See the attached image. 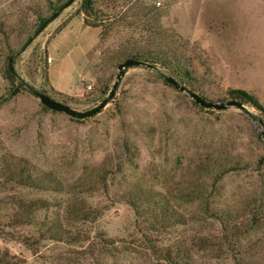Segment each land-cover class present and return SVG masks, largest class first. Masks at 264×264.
I'll return each instance as SVG.
<instances>
[{"label": "rangeland", "instance_id": "rangeland-1", "mask_svg": "<svg viewBox=\"0 0 264 264\" xmlns=\"http://www.w3.org/2000/svg\"><path fill=\"white\" fill-rule=\"evenodd\" d=\"M82 1L0 0V264H264L259 112L199 106L164 80L264 106V0H91L85 15ZM76 14L98 28L77 81L94 31L51 38ZM9 55L30 91L13 93ZM126 58L152 66L124 68L93 116L32 92L88 109Z\"/></svg>", "mask_w": 264, "mask_h": 264}, {"label": "water", "instance_id": "water-1", "mask_svg": "<svg viewBox=\"0 0 264 264\" xmlns=\"http://www.w3.org/2000/svg\"><path fill=\"white\" fill-rule=\"evenodd\" d=\"M135 65H146L151 67L150 64L144 63L143 61L134 59V58H126L119 64H117V73L115 74V80L112 82L111 86L109 87L105 96H103L97 104L94 106L85 109V110H77L65 105L61 102H58L43 92L32 91L35 96L38 98L39 102L45 106L47 109L57 112H62L72 118H87L96 114L100 109L104 107V105L111 99L113 96L118 82L123 74V69L129 66ZM164 80L173 86L174 88L178 89L180 92L185 93L194 103L198 104L199 106L206 107V108H213L216 110L225 109L228 106H234L238 108H242L243 104L240 101L234 99H227L223 101H211L206 99L205 97L200 96L199 94L195 93L194 91L190 90L183 84L178 83L174 78L170 76H164ZM261 140H262V147L264 150V132H261Z\"/></svg>", "mask_w": 264, "mask_h": 264}, {"label": "trees", "instance_id": "trees-1", "mask_svg": "<svg viewBox=\"0 0 264 264\" xmlns=\"http://www.w3.org/2000/svg\"><path fill=\"white\" fill-rule=\"evenodd\" d=\"M90 6H91V0H83L82 1L81 10H82L84 15H85L86 9H89ZM51 17H53V16H51ZM51 17L43 20L39 24V26L37 27V30H40L43 27L44 23L49 21ZM83 22L86 25L96 27L94 24H91L90 22L86 21L85 19H83ZM144 63H146V62H144ZM147 64H149V63H147ZM4 71H5L4 77L8 80V82L12 86L11 89H12L13 93L18 92L19 89H27L30 91V87L26 83L22 82V80H20L17 77L15 70H14V67H13V57L10 55L6 58ZM18 85L21 88L18 87ZM226 93H227V95L230 96V99H234V100L240 101L242 104H248V105H251L252 107H254L259 112V114L261 116L260 119L264 123V106L258 101V99L254 95H252L251 93L247 92L246 90L240 89V88L228 89ZM162 250L164 252H163L162 256H160V257L163 260L170 263L171 262L170 253L168 252L167 249H165V250L162 249Z\"/></svg>", "mask_w": 264, "mask_h": 264}, {"label": "crops", "instance_id": "crops-1", "mask_svg": "<svg viewBox=\"0 0 264 264\" xmlns=\"http://www.w3.org/2000/svg\"><path fill=\"white\" fill-rule=\"evenodd\" d=\"M88 29H91L92 31H94V39H92V41H88L89 43L86 41L83 42L85 46L81 47V49L83 52H85L84 54L86 56V59L81 63L79 70H78L79 74L74 78L75 81H77L80 77V74L82 72V67L85 65V63L87 61L88 53L90 52V50H92L95 47V45L97 43L98 28L86 25L82 20V16L80 14H76V15H73L71 18L67 19L64 22V24L56 32H54L53 35L51 36V38H53V36L56 38H60V39H62L61 40L62 43H66L69 40V38L70 39L74 38L76 33H82L83 34L84 31H87ZM48 44H49V41H48L47 46H46L47 48H48ZM73 47H77V44ZM46 51H47L46 53L48 56L47 66H48L49 81H50L51 85L53 87H55L56 89H59L60 91H65L68 88V80L66 78H63V76H61L60 79H58L56 81V83H54L50 79L52 57L49 54L48 49H46ZM64 68H65V65H63L61 72H63Z\"/></svg>", "mask_w": 264, "mask_h": 264}, {"label": "built area", "instance_id": "built-area-1", "mask_svg": "<svg viewBox=\"0 0 264 264\" xmlns=\"http://www.w3.org/2000/svg\"><path fill=\"white\" fill-rule=\"evenodd\" d=\"M47 60H48V58H47Z\"/></svg>", "mask_w": 264, "mask_h": 264}]
</instances>
